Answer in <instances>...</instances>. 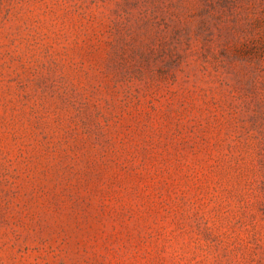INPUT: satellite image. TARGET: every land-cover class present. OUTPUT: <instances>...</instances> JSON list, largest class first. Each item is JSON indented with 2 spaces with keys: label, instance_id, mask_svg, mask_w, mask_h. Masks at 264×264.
I'll return each instance as SVG.
<instances>
[{
  "label": "rangeland",
  "instance_id": "obj_1",
  "mask_svg": "<svg viewBox=\"0 0 264 264\" xmlns=\"http://www.w3.org/2000/svg\"><path fill=\"white\" fill-rule=\"evenodd\" d=\"M0 264H264V0H0Z\"/></svg>",
  "mask_w": 264,
  "mask_h": 264
}]
</instances>
